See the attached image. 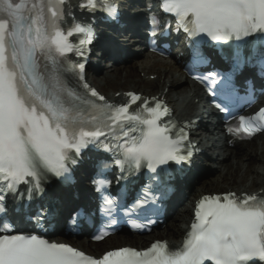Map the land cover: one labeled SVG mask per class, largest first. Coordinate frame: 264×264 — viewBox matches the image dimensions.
I'll list each match as a JSON object with an SVG mask.
<instances>
[{"label": "snow or ice", "instance_id": "1", "mask_svg": "<svg viewBox=\"0 0 264 264\" xmlns=\"http://www.w3.org/2000/svg\"><path fill=\"white\" fill-rule=\"evenodd\" d=\"M66 3L0 0V213L6 211L4 193L15 194L21 184L28 186L29 198L33 192H43L49 174L65 176L68 163L76 164L75 157L89 145L111 153L115 164L122 170L127 167L129 174L145 167L154 174L138 198L141 208L155 204L151 182L159 181L162 165L191 162L184 128L173 136L174 123L171 127L159 123L168 114L162 102L149 106L144 101L143 112H130L139 96L128 93L129 103L114 105L88 86L85 65L68 59L67 53L74 49L83 54L68 37L81 35L83 46L93 42L94 32L75 20L71 28L63 27L71 15ZM80 8L103 12L111 20L119 16L112 0H81ZM160 8L175 17L177 30L192 38L193 66L209 63L202 51L204 37L217 43L235 41L231 71L193 76L201 82L212 77L208 83L221 101L235 96L234 75L245 64L258 65L264 77V0H160ZM150 22L155 35L159 20L153 15ZM250 37L255 39L246 54ZM216 107L229 111L224 103ZM238 120L228 131L251 136L264 130V108ZM73 152L75 156L70 155ZM109 167L103 159L97 162L98 192L109 183L103 179ZM103 199L112 203L106 196ZM13 233L10 222H0V264H257L264 262V195L241 198L229 192L203 197L182 248L174 250L158 241L143 252L122 248L97 260L66 244Z\"/></svg>", "mask_w": 264, "mask_h": 264}, {"label": "bare ground", "instance_id": "2", "mask_svg": "<svg viewBox=\"0 0 264 264\" xmlns=\"http://www.w3.org/2000/svg\"><path fill=\"white\" fill-rule=\"evenodd\" d=\"M69 2L68 8L71 13L77 15L76 0H69ZM137 23H139L138 18L130 20L127 25L132 30H135L134 27ZM102 45L106 48L105 56H110L113 59L119 55L113 41H104ZM98 55H100L99 51L94 53L95 57ZM133 57L134 59L125 66L114 65L109 60L105 61L100 64V66L104 67L103 71L100 72L101 76L93 74V65L91 64L92 74L87 75L88 83L97 89L109 102H122L124 100L123 95L127 92L140 94L143 97H156L167 104L172 111L173 118L178 121L190 120L199 115V113H195L197 107L194 103L197 101V104H200L202 108L201 120L197 128L190 131V136L191 141L196 143L195 148L200 151V154L194 157L193 164L189 168L190 171L187 173L184 183L193 180L200 169H203V176L184 195L180 204L168 219L164 229L131 238L127 235H114L98 243L76 240L75 247H73L77 249H80V246L81 248H86L100 245V249L102 248V252H104L115 248V244L120 243L116 248L131 247L143 250L155 240L165 241L170 247L175 248L181 244V240L187 232L188 225L192 219L194 202L201 196L229 192H234L237 195H264V136L253 139L254 149H251L250 153H248L243 148L245 142H237L223 134L221 125L215 121L213 111L204 103L200 88L187 80L174 62L157 59L146 52L138 53L133 55ZM94 61L95 58L91 62ZM129 68L135 69L139 73L143 72V76L141 78H129L127 83L122 82L131 72ZM115 69H123V72L121 71L120 73L122 77H116L119 79L118 85L113 84L115 82L113 79V74H116L114 73ZM191 92L193 95H190ZM262 105H264V93L258 97L255 107ZM226 160H229V162H226ZM250 163L251 165L249 166ZM236 166H240L244 173L233 176L230 171V176L222 175L228 169L230 170ZM215 173L216 176L214 177ZM83 185L85 186L87 183ZM183 185L180 184L178 195L184 190ZM53 188H56V186L54 185ZM58 198L62 201L61 215H63L71 206L70 196L69 194H62ZM56 241L69 245V242L64 239H56ZM100 254L92 256L98 258Z\"/></svg>", "mask_w": 264, "mask_h": 264}, {"label": "rangeland", "instance_id": "3", "mask_svg": "<svg viewBox=\"0 0 264 264\" xmlns=\"http://www.w3.org/2000/svg\"><path fill=\"white\" fill-rule=\"evenodd\" d=\"M130 69V68H129ZM115 72L114 73H116L115 75L113 74V79H114V81L115 82H113V84L114 85H118L119 83H118V78H116L117 76H120V73H121V71L123 72V69L122 70H118V69H115L114 70ZM130 73L127 75V78L125 79V80H123L122 82H124V83H127L128 82V80H129V78H132V77H138V78H141V76H143V72H141V73H139L137 70H135V69H130ZM137 74H138V76H137ZM142 74V75H141ZM87 75H89V70H88V72H87ZM115 77V78H114ZM122 76H120V78H121ZM121 82V83H122ZM104 83H106V82H104ZM101 88V87H100ZM102 89V88H101ZM243 148H244V150L245 151H247L248 153H250V150L251 149H254V146H253V141H251V142H248V143H245L244 145H243ZM226 162H229V160H226ZM252 163V162H251ZM251 163L249 164V166L251 165ZM230 165V164H229ZM230 171H231V173L233 174V176H236V175H238V174H240V173H244V171H242L241 170V168H240V166H236V167H233L232 169H228L227 171H225L224 173H222V175L223 176H230L231 174H230ZM214 177L216 176V173L213 175ZM166 225H167V223H166ZM162 229V228H161ZM134 236H137V235H134ZM131 237H133V236H130V238ZM66 241H68L72 246H74L75 245V242H76V239H73V238H70V239H67ZM118 245H120V243L118 244H115V248L116 247H118ZM100 245H93V246H88V247H86V248H81V246H80V249H82L83 250V252H85V253H89V254H92V255H98V253L100 254V253H102V248L100 249V247H99ZM114 248V249H115ZM113 249V248H112ZM108 250H110V249H108ZM105 252V251H104Z\"/></svg>", "mask_w": 264, "mask_h": 264}]
</instances>
